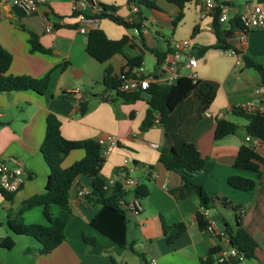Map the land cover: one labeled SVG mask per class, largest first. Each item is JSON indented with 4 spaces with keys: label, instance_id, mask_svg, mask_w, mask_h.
Instances as JSON below:
<instances>
[{
    "label": "crops",
    "instance_id": "crops-1",
    "mask_svg": "<svg viewBox=\"0 0 264 264\" xmlns=\"http://www.w3.org/2000/svg\"><path fill=\"white\" fill-rule=\"evenodd\" d=\"M154 6L145 3H131L128 0H45L32 13H24L12 0H0V44L11 54L8 69L11 75H27L41 78L49 73L50 84L44 93L34 90L0 92V159L8 166L19 164L25 171V181L19 191L13 193L12 201L0 191V237L9 236L14 241L11 249L0 246V264H149L154 258L157 264H200L225 242L208 235L197 221L201 204L197 195L191 193L181 179L179 169L167 170L159 161L162 151H169L188 141L195 145L205 159V168L190 178L201 185L211 197L209 211L219 229L234 233L237 210L225 205L223 198L244 209L241 227L255 240L253 252L255 264H264V165L262 175L236 168L234 159L248 135V123L239 107L245 104L264 102L261 78L254 68L245 67L244 60L235 66L234 58L221 54L220 49L209 48L202 55L200 49L216 43L212 26V15L200 17L196 2L184 5L182 17L177 20L179 7L168 0H150ZM251 0H231L230 22L237 18ZM264 10V0H255ZM220 2V0H216ZM112 5L115 15L127 22H139V28H126L109 18L98 19L94 25H86L81 31L80 13L95 14L93 5ZM133 6L137 12L133 11ZM45 20L53 26V32L45 31ZM103 30L110 39L127 35L129 41L124 54H114L108 60L99 62L86 50L88 31ZM225 40L241 55H248L264 66V27L254 29L242 36L231 24L221 23ZM30 32L34 33L46 52L35 51L29 44ZM190 39L191 54L196 66L190 69L182 64L179 75L193 71L199 86L208 85L214 90V97L206 110L196 90L191 91L157 126L141 128L147 112L151 110L142 99L125 103L115 91L104 84L107 68L111 76L117 77L122 70L130 68L125 55L142 57L138 74L165 82L168 72L160 74L163 64L156 67V58L147 48L172 51L174 41ZM146 56H151L154 71L144 68ZM82 94L75 100L73 92ZM108 97V100H104ZM81 104L87 107L81 113ZM55 114L60 121V133L67 140L97 139L112 135L118 139V146L104 158L100 175L107 179L115 177V170L124 157H131L138 168L132 174L139 185H145L147 193L139 197L141 211L138 214L126 212L128 245L119 246L100 234L90 225L98 206L77 196L81 188L90 189L92 177L80 175L72 184L69 207L71 218L66 224L65 239L50 253L36 251L40 243L32 236L16 234L7 224L9 209H17L21 202L35 194L43 193L48 180L49 168L41 152L45 137L46 117ZM158 112L152 110L153 119ZM224 118L233 123L235 130L220 139L214 138L216 121ZM245 118V119H244ZM155 143L158 148H153ZM264 158V143L256 147ZM84 150H70L61 166L66 168L84 156ZM149 171L156 173L148 177ZM231 175L255 180L251 191L233 188L228 183ZM133 190L124 193V200L130 202ZM52 217L60 208L50 206ZM25 224L47 225L42 206L26 210L22 215ZM171 226L182 223L184 232L172 243L165 239L162 224ZM84 236L94 239L88 243ZM32 249V251H27Z\"/></svg>",
    "mask_w": 264,
    "mask_h": 264
},
{
    "label": "trees",
    "instance_id": "trees-1",
    "mask_svg": "<svg viewBox=\"0 0 264 264\" xmlns=\"http://www.w3.org/2000/svg\"><path fill=\"white\" fill-rule=\"evenodd\" d=\"M177 5L180 9L175 20L182 17V9L184 5L193 0H168ZM128 2L139 4L145 3L148 6H154L150 0H128ZM97 12L88 17L97 19L109 18L112 21L123 25L126 28H139V22H127L115 15L116 7L112 5L100 4L97 5ZM219 8L213 10L212 26L216 36V43L212 46H204L200 49V54L205 53L209 48L230 49L234 48L225 40V30L221 28V23L218 20ZM232 28L239 26V18L233 19L231 22ZM29 44L35 51L46 52L42 47L37 36L30 32ZM129 41L127 35L120 39H110L106 36L103 30L93 28L88 31L86 50L90 56L99 62L108 60L114 54H124L123 50ZM156 58V67H159L165 59L167 51L163 52L154 48H147ZM130 68L141 65L142 57H129L125 55ZM11 54L0 44V92H11L18 90H34L38 93H44L48 88L49 73L41 78H33L27 75H11L8 73L11 64ZM245 67L254 68L260 75L261 84L264 85V66L249 57L243 55ZM153 76V75H151ZM139 77L144 78L146 75L141 74ZM199 80L193 79L187 75H179L176 79L167 82H159L151 80L148 88L137 90L134 92L118 91L120 83L117 77L111 76V69L107 68L104 75V84L107 88L115 91V95L125 103H132L136 100H144L150 111L147 112L145 119L141 124L142 129H146L152 125L153 116L152 110H155L160 115V121H165L169 113L184 100L187 95L196 90L201 109L206 110L214 97V90L211 86H199ZM104 100H108L105 97ZM81 113H84L87 107L81 104ZM240 112H242L239 109ZM243 113V112H242ZM245 114V113H244ZM248 120L245 126L246 133L254 138H259L264 143V115L261 114H245ZM235 125L224 118H218L214 131V138L220 139L232 133L235 130ZM76 148L84 150V156L72 163L70 166L63 168L61 162L67 153ZM44 160L49 168L48 180L43 193L32 195L24 199L17 209H9L7 212V224L16 234H23L34 237L40 247L36 249L40 254H48L53 251L64 239V229L71 218L69 207L70 190L76 178L80 175H89L92 177L91 194L86 196L87 202L94 203L98 206V211L90 220V225L100 234L107 237L119 246H127V215L120 207L119 199L124 196V192L120 188V184L116 183L110 189H105L104 185L107 180L100 175V169L104 162V158L100 155V145L95 139L86 138L82 140H67L60 133V121L55 114L49 113L46 117L45 137L40 147ZM159 161L167 170L179 169L183 183L189 188L191 193L198 196L201 207L209 209L211 197L208 196L201 185H196L191 182L190 178L201 172L205 168V159L191 142L184 141L178 147H173L169 151H162L159 154ZM233 165L236 168L253 171L257 177L262 175L260 169L264 165V158L260 156L255 149L249 145H242L234 159ZM228 183L235 189L242 191H251L255 186V180L239 175H231L228 178ZM4 197L12 201L13 193H8L1 190ZM137 197L144 196L147 193L145 185H138L134 189ZM225 205L230 206L233 210L239 207L232 201L223 198ZM57 205L60 208V213L56 217H52L50 206ZM35 206H42L43 215L48 221L47 225L31 223L25 224L22 220V215L26 210ZM241 217H236L237 230L232 233L228 232L230 242L236 245L241 250L245 251L250 257L254 256L253 252L256 246L255 240L241 227ZM197 221L201 228L206 224L205 215L202 211L197 213ZM163 233L168 243H172L178 238L185 229L184 224L178 223L171 226L162 224ZM84 240L88 243H94V239L84 236ZM0 246L6 249H11L14 246V241L9 236L0 237ZM131 246V245H128ZM32 251V249H27Z\"/></svg>",
    "mask_w": 264,
    "mask_h": 264
},
{
    "label": "built area",
    "instance_id": "built-area-1",
    "mask_svg": "<svg viewBox=\"0 0 264 264\" xmlns=\"http://www.w3.org/2000/svg\"><path fill=\"white\" fill-rule=\"evenodd\" d=\"M45 0H12V3L18 6L24 13L29 14L38 9V7L44 3ZM197 4L200 17H205L218 7L219 14L218 20L220 23H225L229 25L230 16V2L231 0H194ZM95 14L98 11L97 5H93ZM133 11L136 13L137 8L133 6ZM239 26L236 28L238 32L245 36L247 32L254 29H261L264 27V10L262 6L255 0L249 1L246 9L238 15ZM78 19L82 23L80 28L81 31L86 30V25H94L97 22L95 17H87L80 13ZM53 26L45 20V31L47 33L53 32ZM171 52L164 59L163 68L165 72H168V76L164 79L165 82L170 83L179 76V70L182 64L186 67L193 69L196 66V59L191 54L192 42L190 39H182L179 41H174L171 46ZM221 54L229 55L234 58L235 66H240L243 64V56L236 48L230 49H220ZM140 68L129 69L126 68L118 73L117 78L120 83L117 90L121 92H134L137 90H144L148 88L149 83L153 79L152 76L141 78L139 77L138 70ZM194 80L196 79V74L192 71L189 75ZM264 91V85L261 88ZM73 97L75 100L80 101L82 99V94L80 91L75 90L73 92ZM240 110L246 114H261L264 115V102L257 104H245L239 107ZM160 122L159 113L153 119L152 126H157ZM97 143L100 145V155L105 158L109 155L117 146L118 139L112 135L99 136L96 139ZM245 141L250 143V147L256 149V147L262 142L259 138H254L251 135L245 137ZM153 148H158L155 143H150ZM138 164L131 157H124L121 164L115 170V177L107 179L104 185L105 189H110L116 183L120 184L121 190L126 193L133 190L139 185V181L132 174L138 168ZM157 175L153 171H149L148 177L155 178ZM25 181V171L22 166L15 164L13 166H8L3 160L0 159V189L8 192L15 193L20 190ZM91 194V189L81 188L77 191V196L81 199H85L86 196ZM119 205L125 212H132L138 214L141 211V205L139 197L134 193V196L130 202H126L124 198L119 199ZM202 213L205 215L206 224L203 230L210 236L218 237L225 242V245H221L215 252L211 255L206 256L200 264H255V259L250 257L245 251L241 250L236 245L231 244L229 234L224 229H219L215 225V222L210 216L209 209H204L201 207ZM238 216H242L244 213L243 208L237 209ZM149 264H157L154 258L149 260Z\"/></svg>",
    "mask_w": 264,
    "mask_h": 264
},
{
    "label": "rangeland",
    "instance_id": "rangeland-1",
    "mask_svg": "<svg viewBox=\"0 0 264 264\" xmlns=\"http://www.w3.org/2000/svg\"><path fill=\"white\" fill-rule=\"evenodd\" d=\"M154 65L155 64L152 62L151 56H146L144 68L148 69L150 72H153L154 71Z\"/></svg>",
    "mask_w": 264,
    "mask_h": 264
},
{
    "label": "water",
    "instance_id": "water-1",
    "mask_svg": "<svg viewBox=\"0 0 264 264\" xmlns=\"http://www.w3.org/2000/svg\"><path fill=\"white\" fill-rule=\"evenodd\" d=\"M164 72H165V70H164V69H161L160 74H161V73H164ZM152 75H153L154 78H156V77L158 76L157 73H156V71L153 72Z\"/></svg>",
    "mask_w": 264,
    "mask_h": 264
}]
</instances>
